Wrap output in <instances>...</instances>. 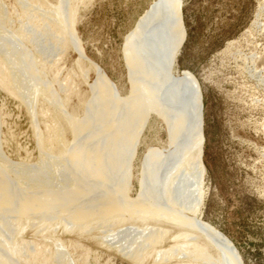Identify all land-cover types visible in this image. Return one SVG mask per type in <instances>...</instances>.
<instances>
[{"label":"bare ground","instance_id":"1","mask_svg":"<svg viewBox=\"0 0 264 264\" xmlns=\"http://www.w3.org/2000/svg\"><path fill=\"white\" fill-rule=\"evenodd\" d=\"M13 1L9 8L0 0V57L12 94L33 116L40 157L36 163L9 159L0 121V264H86L90 242L132 262L177 257L180 264H244L231 240L200 216L207 174L201 86L189 71L173 73L187 38L183 0H158L128 39L126 98L89 60L65 0L58 6L52 0ZM9 10L24 21L23 37L7 27ZM59 50L79 53L69 72L89 92L75 83L67 98L60 97L48 80L59 78L60 68L47 63ZM73 94L80 101L72 108ZM153 113L165 123L169 148L145 153L135 176ZM134 176L142 179L135 199Z\"/></svg>","mask_w":264,"mask_h":264},{"label":"rangeland","instance_id":"2","mask_svg":"<svg viewBox=\"0 0 264 264\" xmlns=\"http://www.w3.org/2000/svg\"><path fill=\"white\" fill-rule=\"evenodd\" d=\"M4 1L12 8L13 0ZM52 2L58 6L59 0ZM65 2L73 8L80 41L89 60L104 71L122 97H129L131 83L125 49L138 23L147 17L158 0ZM263 6L264 0H183L187 38L175 60L173 72L189 71L201 86L207 174L206 197L200 216L231 240L244 264H264ZM8 12L7 18H11L12 23H7V27L14 32L12 34L23 37L26 31L22 34L19 28L24 21L15 11ZM24 25L28 28V24ZM22 41L37 58L44 59L26 38ZM79 59L76 50H59L47 60L48 67L60 68L59 78L51 76L48 80L62 98L69 96L75 83H80L77 85L83 93L89 92V85L69 72ZM35 70L40 71L38 64ZM8 72L0 57L2 151L14 162L36 163L40 157L36 125L27 105L12 94L5 78ZM89 77L90 81L97 82L94 72ZM61 84H66L68 89L61 91ZM70 99L72 108L80 101L74 94ZM41 107L42 104L37 108L38 124L44 129ZM167 148L165 123L153 113L138 148L135 176L140 175L138 168L144 162L145 153ZM135 176L130 192L133 199L139 196L142 184L140 176L138 179ZM86 246L84 250L90 249L92 253L88 254L87 250L86 264H180L177 257L168 263L163 259L132 262L116 254H107L105 248L99 251L100 246L95 242ZM73 252L71 250L70 254L74 255ZM73 259L79 257L75 254Z\"/></svg>","mask_w":264,"mask_h":264}]
</instances>
